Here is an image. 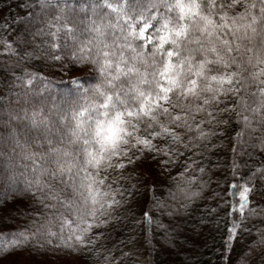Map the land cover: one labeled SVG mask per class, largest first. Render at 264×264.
<instances>
[{
	"label": "snow or ice",
	"instance_id": "6c2138e0",
	"mask_svg": "<svg viewBox=\"0 0 264 264\" xmlns=\"http://www.w3.org/2000/svg\"><path fill=\"white\" fill-rule=\"evenodd\" d=\"M18 6L26 12L17 18L28 24L25 35L0 38V46L18 61L40 51L53 74L68 75L62 95L70 103L47 113L17 110L15 82L31 85L37 74L5 76L0 264H120L132 253L120 248L117 257L116 245L105 241L107 229L122 223L130 222V231L143 224L150 248L153 229L170 238L177 229L163 218L187 214L209 188L205 161L216 147L209 144L232 131V182L226 178L228 191L212 194L227 209L219 218L221 264H264V163L238 182L249 165L235 158L245 135L264 154V0H79L72 7L84 18L73 20L68 0ZM105 6L111 12L100 15ZM0 19L7 32V18ZM161 177L172 185L163 199L156 195ZM19 215L27 224L10 230ZM239 239L250 243L237 250Z\"/></svg>",
	"mask_w": 264,
	"mask_h": 264
},
{
	"label": "trees",
	"instance_id": "16d2710c",
	"mask_svg": "<svg viewBox=\"0 0 264 264\" xmlns=\"http://www.w3.org/2000/svg\"><path fill=\"white\" fill-rule=\"evenodd\" d=\"M86 2V0H85ZM97 4H103V0H93ZM115 6L117 3L123 4L126 0H109ZM128 2H140V0H128ZM147 0H145V3ZM22 3V0H0V18H7L9 27L7 32H0V38L8 41L16 40L18 37L25 35L28 24L25 20H18V17H24L26 12L18 5ZM79 0H68L69 8L66 10L69 20L75 18L83 19L84 14L77 6L73 8V4H78ZM97 11L100 15H105L111 12L106 6L98 8ZM56 13L53 12L52 15ZM91 16V12L88 13ZM110 19L115 23V13H112ZM0 23H3V19H0ZM37 44H40V39H37ZM14 47H17L14 45ZM30 50V49H29ZM59 55V53H56ZM49 61L44 57L40 51L35 56L27 61H18L16 56L7 55L2 46H0V95H3L6 91V84L9 83L5 80V76L11 71H15L17 76L23 74V70L27 69L29 72L36 73V77L33 79L31 85L20 86V82L16 81V87L13 88L12 107L19 110L20 108H27L32 111L34 108L43 107L45 112L49 108H53L55 105L58 108L67 107L70 101L63 97L62 93L67 90L68 85L66 81L69 79L68 75L63 77L62 74L53 72L49 68ZM47 77V80H41L40 76ZM29 77H25V80ZM52 83H48V81ZM18 94V96L16 95ZM17 101H19L17 103ZM7 119L5 115L0 113V134L5 133L3 126V120ZM238 130V129H237ZM235 131H232L219 138H213L209 147L215 144L216 147L208 153V160L205 161L209 165L211 170V184L208 189H205L199 199H195L187 214L181 213L174 220L169 221L167 217H164V223H172L177 229L173 235L165 239L162 232L153 229L152 232V247L148 246V240L145 239V232L143 224L135 226L134 231H130L134 226L129 222L126 225H118L115 230L107 229L110 233V237L105 241L107 246L111 248L116 245L115 256L121 255L120 248H123L124 252H131V257L121 260L120 264H221V245L223 236V220L219 218L225 215L227 209L218 207L221 201L213 200V192H227V183L232 182L231 178V165L234 158L233 145L236 143L234 140ZM245 143L237 148L235 158L237 163L249 165V168L241 169L237 175L239 182V175H248L249 171H255V168L261 166L264 163V154H261L259 150L253 151L248 146L249 141L247 135L243 138ZM252 153L250 157L247 154L241 155V153ZM199 175L198 173H194ZM172 175H176V171L173 170ZM165 179L164 177H161ZM208 176H204L203 179L208 180ZM227 178V183L225 179ZM135 182V181H133ZM219 184V186H218ZM257 189L259 190L261 185L259 181H256ZM172 187L166 180V182L160 186L156 195L160 198L168 196L167 188ZM195 187V186H194ZM143 192V189H141ZM173 191L175 189L173 188ZM151 194H146V199H150ZM229 198V197H226ZM230 199V198H229ZM238 199V197H237ZM259 199V192L256 196H252L251 200L256 201ZM22 212L31 211V209H25L20 206ZM212 209H216L213 213ZM41 210V209H36ZM119 214V213H118ZM139 218L140 213L136 214ZM219 220V224H218ZM254 223L259 224V220H254ZM12 224L10 230L15 231V224L18 223L22 226L27 224V220L19 215L15 223L9 221ZM58 227V224H57ZM255 231V229H253ZM129 236H135L133 244L127 243ZM120 241H125L121 244ZM250 241L246 239H239L236 245L239 244L237 250L244 248ZM237 247V246H236ZM44 259V257H40Z\"/></svg>",
	"mask_w": 264,
	"mask_h": 264
},
{
	"label": "rangeland",
	"instance_id": "374dc122",
	"mask_svg": "<svg viewBox=\"0 0 264 264\" xmlns=\"http://www.w3.org/2000/svg\"><path fill=\"white\" fill-rule=\"evenodd\" d=\"M62 76L65 77V76H67V74L66 73L65 74H62ZM236 246H237L236 248H238L239 247V244H237Z\"/></svg>",
	"mask_w": 264,
	"mask_h": 264
}]
</instances>
